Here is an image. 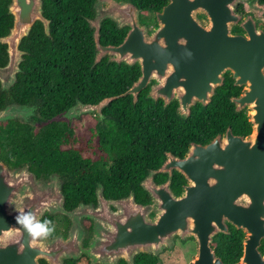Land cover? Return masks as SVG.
Instances as JSON below:
<instances>
[{
    "label": "water",
    "instance_id": "water-1",
    "mask_svg": "<svg viewBox=\"0 0 264 264\" xmlns=\"http://www.w3.org/2000/svg\"><path fill=\"white\" fill-rule=\"evenodd\" d=\"M243 1L249 0H168L155 12L151 27L142 23L141 9L130 1L95 0V15L88 18L94 30L93 66L108 57L109 62L138 63L141 74L121 94L94 104L77 98L63 114L70 124L94 112L102 120L103 109L122 96L132 95L137 102L153 79L147 96L163 98L164 107L177 100L178 112L188 118L193 106L209 104L224 84L225 74L230 73L234 84L244 87L231 100L237 110H248L252 132L236 135L229 127L206 144L191 142L184 157L168 152L162 165L142 180L152 197L147 205L136 203L133 193L107 199L100 184L97 206L80 203L68 210L60 172L39 177L29 164L10 167L0 159V264H41L42 258L49 264H63L65 258H78L82 253L91 257V264H116L120 258L134 264L138 253L159 255L173 248L177 236L182 240L192 237L197 243V252L188 264H227L212 243L218 233L230 232L229 224L244 232L243 254L231 264H264V29L256 26L253 15L237 13L236 5ZM9 13L14 24L8 34L0 36L8 52L7 63L0 66L4 90L17 81L26 54L20 45L34 23L42 21L46 33H51L43 0H11ZM200 13L206 15V21L199 18ZM107 18L119 28L128 27L120 44L101 42V26ZM235 25L245 33L235 34ZM37 108L11 102L0 109V122L17 119L30 123ZM174 169L187 180L181 194L171 186ZM167 172L169 178L158 184L155 174ZM16 210L33 211L40 220L47 213L65 214L71 220L69 232L30 240L15 223ZM84 217L94 220L93 236L85 248L81 239ZM157 264L163 263L159 260Z\"/></svg>",
    "mask_w": 264,
    "mask_h": 264
},
{
    "label": "trees",
    "instance_id": "trees-1",
    "mask_svg": "<svg viewBox=\"0 0 264 264\" xmlns=\"http://www.w3.org/2000/svg\"><path fill=\"white\" fill-rule=\"evenodd\" d=\"M141 9L142 23L155 22V12L162 10L168 0H127ZM11 0H0V36L9 33L14 16L9 13ZM95 0H43L44 15L50 20V35L44 23L36 21L30 34L22 40L26 51L17 81L9 89L0 82V107L17 102L37 105L39 126L13 119L0 123V159L10 167L29 164L39 177L60 172L63 178L65 206L80 201L96 200L95 189L102 184L107 197L118 198L133 190L144 201L148 195L140 181L149 168L159 167L170 149L182 155L190 141L210 140L231 126L234 133L246 135L252 124L245 110L239 112L231 97L239 95L242 87L234 84L230 73L224 84L216 89L211 102L198 103L185 118L178 112V101L164 107L162 99L147 98L144 89L134 102L132 95L114 99L103 109L109 113L98 129V158L85 157L76 150H66L61 143L73 131L65 121L56 118L77 98L99 102L101 99L125 92L141 74L139 64L109 62L103 58L93 66L96 50L93 29L88 18L95 15ZM128 27L119 28L110 18L101 26L103 44H120ZM8 61L7 44L0 42V66ZM6 106V105H5ZM124 173L135 176L125 177ZM183 175L175 174L172 188L181 189ZM80 190V191H79ZM141 192H143L141 194ZM48 214L42 218L47 219ZM244 232L232 226L230 233L214 237L213 247L227 264L243 254ZM261 250L264 252V240ZM152 254L141 253L135 264H154ZM121 264H126L122 262Z\"/></svg>",
    "mask_w": 264,
    "mask_h": 264
},
{
    "label": "flooded vegetation",
    "instance_id": "flooded-vegetation-1",
    "mask_svg": "<svg viewBox=\"0 0 264 264\" xmlns=\"http://www.w3.org/2000/svg\"><path fill=\"white\" fill-rule=\"evenodd\" d=\"M264 0H249V1H243V2H238L237 3V5H236V11H237V13H239V14H241L243 17H246L247 15H249V14H251V15H253V17L255 18V20L257 21V23H256V26L258 27V28H263L264 29ZM198 16H199V18L200 19H202L203 21H206V15L205 14H202V13H200V14H198ZM155 21H156V19H155ZM154 24H155V22H154ZM153 24V25H154ZM233 32L235 33V34H244L245 33V31L243 30V28L242 27H240L239 25H235L234 27H233ZM137 64V63H136ZM140 70H141V68H140ZM227 74V73H226ZM225 74V75H226ZM155 82V80L153 79L152 81H151V83L146 87V88H144V89H146V93L144 94L147 98H151V97H148L147 96V94H148V92H149V87L153 84ZM240 87H242V91H243V89H244V87L243 86H240ZM143 89V90H144ZM142 90V91H143ZM141 91V92H142ZM242 91H241V93H242ZM140 92V93H141ZM139 93V94H140ZM240 93V94H241ZM216 94V93H215ZM214 94V95H215ZM239 94V95H240ZM213 95V96H214ZM239 95H235V96H239ZM139 96V95H138ZM212 96V97H213ZM232 97H234V96H232ZM231 97V98H232ZM153 99V98H152ZM160 99H162L163 100V98H159L158 100H160ZM154 101H158V100H155V99H153ZM212 100V99H211ZM83 103H85V104H94V103H97V102H88V101H82ZM163 102H164V100H163ZM211 102V101H210ZM209 102V103H210ZM233 102V101H232ZM7 104H9V103H6L5 105H7ZM164 104V103H163ZM201 104V103H200ZM235 104V103H234ZM4 105V106H5ZM203 105V104H202ZM3 106V107H4ZM203 106H206V105H203ZM235 106H236V110H237V105L235 104ZM3 107H0V109L1 108H3ZM243 110H245L246 112H247V115H248V110L247 109H242V110H237V111H239V112H241V111H243ZM67 111V110H66ZM66 111H64L62 114H60V115H57L56 116V118L58 119V120H60V121H65L67 124H68V126L72 129V131H73V133H72V135H68L69 136V138H68V140L67 141H64V142H62L61 143V147L63 148V149H66V150H76V152H78V153H80V154H82L83 155V147H86L87 145H92V144H96L98 147H99V137H100V134H98L99 133V129H98V127H99V125L100 124H103L104 122H105V120H106V118L108 117V114L109 113H104V118L101 120L100 119V117H99V115H98V113L97 112H94V113H90V114H83L81 117H79L78 119H76V122H78V121H81V120H83L84 118L83 117H85V116H87V115H92L93 117H94V120H95V124L91 127V133H90V135L88 136V140H87V142H86V144L85 145H83L82 143H81V141H80V136L77 134V132H76V128H75V122H73L72 124H70L69 123V120L68 119H66V118H64L63 117V114L66 112ZM249 119V118H248ZM39 119L37 118V119H35V120H31V123H32V125H35V126H39L40 124H39ZM231 128L232 129V127L231 126H228L227 127V129L228 128ZM227 129L226 130H224V131H221V132H218L216 135H214L210 140H208V141H202V142H196V143H198V144H206V143H208V142H210L214 137H216L218 134H221V135H224L225 134V132L227 131ZM232 131H233V129H232ZM252 132V131H251ZM251 132L250 133H248V134H246V135H243V134H237V133H234V131H233V133L234 134H236V135H241V136H248V135H250L251 134ZM191 142H195V141H190V143H189V145H188V148L190 147V144H191ZM188 148H187V150H188ZM99 149H100V147H99ZM187 150L185 151V153H183L182 155H179V154H176V153H174L173 151H171L170 149H166L165 150V158H164V160L162 161V163L165 161V159L167 158V153L168 152H170L171 154H173V155H175V156H178V157H184L185 155H186V153H187ZM100 152V154H99V156L98 157H100L101 155H102V150L100 149L99 150ZM85 157H90V156H85ZM97 157V158H98ZM162 163L160 164V166L162 165ZM156 168H158V167H156ZM156 168H149V171L150 170H152V169H156ZM149 171H148V173H149ZM178 171L176 170V169H174L173 170V172H172V181H173V179H174V177H175V174L177 173ZM147 173V174H148ZM180 173V172H179ZM146 174V175H147ZM182 174V173H181ZM125 177H131V176H135L133 173H124L123 174ZM146 175L143 177V179L146 177ZM169 173L167 172V173H157V174H155V181L158 183V184H160V183H163V182H165L168 178H169ZM183 175V174H182ZM43 177H48V176H43ZM61 178H62V175H61ZM183 178L185 179V182H183L182 184H181V189L180 190H175V189H173L177 194H181L182 192H183V186H184V184H186L187 183V180H186V178H185V176L183 175ZM142 179V180H143ZM142 180L140 181V185L142 186ZM62 181H63V178H62ZM100 184H98L97 185V187H96V189H95V193H96V200L95 201H89V202H83V201H80L77 205H75V206H73V207H68V206H65L68 210H72V209H74V208H76L80 203H84V204H93L94 206H97V204H98V200H97V188H98V186H99ZM171 186H172V183H171ZM142 188H143V186H142ZM144 189V188H143ZM80 191V190H79ZM144 191H145V193H144V195H148L149 196V200L148 201H144V200H141L137 195H136V193L133 191V190H131L127 195H125V196H122V197H118V198H113L112 196H110L109 195V197H107L106 195H105V193H104V195H105V197L107 198V199H112V200H114V199H121V198H123V197H127V196H129L131 193H133L134 194V196H135V200H136V203H138V204H142V205H147V204H150L151 202H152V197H151V195H150V193L147 191V190H145L144 189ZM143 192H141V194H142ZM112 207L114 208V206L112 205ZM48 214V213H47ZM151 216H153L154 215V213L152 212L151 214H150ZM47 219H50L51 221H53V223H54V225H55V231L51 234V235H49L48 237L49 238H52V237H54L55 235H57L58 233H60V232H62L63 234H65V235H67L68 234V232H69V229H70V226H71V220H70V218L67 216V215H65V214H56V215H52V214H48V217H47ZM82 223H83V227H84V235L82 236V247L83 248H85V247H87L88 245H89V243H90V240L92 239V236H93V231H94V220L93 219H91V218H88V217H84L83 218V220H82ZM233 225L232 224H229V231H230V228L232 227ZM235 227V226H234ZM222 233V232H221ZM230 233V232H229ZM219 234V233H218ZM225 234H228V233H225ZM7 235V234H6ZM5 235V236H6ZM10 235L12 236V234L10 233ZM216 236V235H215ZM214 236V237H215ZM0 237L2 238V233L0 234ZM193 242L194 244H195V249H194V251L190 254V258L188 259V260H191L192 258H193V256L196 254V252H197V243H196V241H195V239H193L192 237H189L188 239H186V240H182L179 236H177L176 237V244H175V246L173 247V248H175V247H177V245L179 244V243H182V244H187L188 242ZM213 242H214V240H213ZM212 246H213V243H212ZM214 248V247H213ZM170 249H166V250H164L163 252H161L159 255H155V254H153V253H148V254H152L154 257H155V263L154 264H157V262L159 261V260H161L162 261V263L163 264H165L164 262H163V259H162V255L165 253V252H167V251H169ZM173 250V249H172ZM141 253H147V252H141ZM141 253H138V254H136L135 255V260H136V256L137 255H139V254H141ZM135 260H134V264H135ZM91 262H92V259H91V257L88 255V254H86V253H82L78 258H74V257H70V258H65L64 259V261H63V264H91ZM122 262H126V264H129L128 262H127V260L125 259V258H120L119 259V261L116 263V264H121ZM40 263L41 264H49V262H48V260H46V259H44V258H42V259H40ZM97 264H109V263H97Z\"/></svg>",
    "mask_w": 264,
    "mask_h": 264
},
{
    "label": "rangeland",
    "instance_id": "rangeland-1",
    "mask_svg": "<svg viewBox=\"0 0 264 264\" xmlns=\"http://www.w3.org/2000/svg\"><path fill=\"white\" fill-rule=\"evenodd\" d=\"M150 26L153 27L154 25L152 24ZM83 118V120L78 122H76L75 119L74 122L76 132L81 138L80 141L83 145H85L88 140V136L91 133V127L95 124V120L92 115H87ZM99 150L100 149L96 144L87 145L86 147H83V155L90 156L95 159L100 154ZM194 249L195 244L191 241L187 244L179 243L177 247L171 248L162 255L163 262L165 264H188L191 261L188 259L190 258V254L194 251Z\"/></svg>",
    "mask_w": 264,
    "mask_h": 264
},
{
    "label": "clouds",
    "instance_id": "clouds-1",
    "mask_svg": "<svg viewBox=\"0 0 264 264\" xmlns=\"http://www.w3.org/2000/svg\"><path fill=\"white\" fill-rule=\"evenodd\" d=\"M15 223L22 226L30 240L47 238L55 231V225L50 219L40 220L33 211L16 210Z\"/></svg>",
    "mask_w": 264,
    "mask_h": 264
}]
</instances>
